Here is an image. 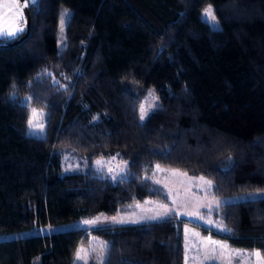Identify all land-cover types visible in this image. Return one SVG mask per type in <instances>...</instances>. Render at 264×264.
<instances>
[{"label": "trees", "instance_id": "obj_1", "mask_svg": "<svg viewBox=\"0 0 264 264\" xmlns=\"http://www.w3.org/2000/svg\"><path fill=\"white\" fill-rule=\"evenodd\" d=\"M206 4L216 29L200 17ZM22 10L27 32L0 35V233L126 219L160 195L156 165L204 175L216 195L264 188V0H35ZM13 78L27 81V102L9 98ZM149 92L158 104L141 121ZM30 106L44 109L43 136L25 131ZM63 155L80 168L62 172ZM101 157L125 162L116 179L88 167ZM210 214L217 226L169 214L0 238V264H74L88 237L101 251L87 264H182L184 222L264 255V195Z\"/></svg>", "mask_w": 264, "mask_h": 264}, {"label": "rangeland", "instance_id": "obj_2", "mask_svg": "<svg viewBox=\"0 0 264 264\" xmlns=\"http://www.w3.org/2000/svg\"><path fill=\"white\" fill-rule=\"evenodd\" d=\"M29 3L35 2V0H26ZM19 6L17 7L16 3H13V0H0V35L7 38H13L17 36L5 35L9 31H15L16 27L25 28V19L24 13L21 7V3L18 0ZM211 6L210 4L204 5L200 11V17L205 19L204 10ZM11 7L12 11H9ZM67 13V15H65ZM70 9L62 8L58 17V30H57V40L56 46L59 51L65 43V33L64 27ZM64 18L65 23L61 25V19ZM215 21L218 24L219 22L215 17ZM210 27L211 21L207 22ZM217 27V28H218ZM213 28V27H212ZM153 92V90L150 88ZM149 92L144 98H142L139 105V119H140V107L144 105L148 111L155 105L153 100H156L158 104L157 97ZM9 98L12 100H19L21 102H27L29 98V90L27 88L26 82H18L15 78L12 79L10 84ZM151 106V107H149ZM33 109L36 110L37 115L34 118V123L38 125H43V128H30L28 121L33 117ZM25 131L28 134L35 136H43L45 134V122H44V109L41 107L30 106L28 109V116L25 124ZM113 157H101L93 159L88 167L100 171V173H107L110 176L120 175L123 171L125 165L124 161H119L117 159H112ZM102 160L100 165H97L96 161ZM60 168L62 172H68L77 170L80 168L77 160L73 156L63 155L60 160ZM85 168V166H83ZM111 169V171H109ZM173 170H178L176 168L164 167L157 171V176L153 178L156 184L159 185L158 188L161 189L160 195L153 199H145L139 203H136L135 210L131 211L136 217L139 215H144L148 217L156 216L157 213L164 215V209L160 207L161 204H166L170 210L169 214L177 215L180 218L187 222L193 221L198 222L208 226H217L216 220L213 218V215L210 214L212 211H215L216 214H219V207L224 202L251 198L256 196L264 195V188L253 189L249 191L216 195L211 193V186H208L204 183V180H210L204 175H193L188 174L179 170L178 173H174ZM186 173L187 175H183ZM203 177L204 180L199 179ZM159 181V183H157ZM211 181V180H210ZM217 202L219 206L217 207ZM139 205V206H137ZM211 205V209L208 207ZM199 213V216L195 213ZM167 214V215H169ZM112 217H116L117 220L124 219L125 215L121 214H104L99 213L94 216L83 217L80 219H75L71 221H65L61 223H56L53 225L47 226H33L26 229L15 230L10 232L0 233V238H9L15 236H23L34 233H41L42 231L58 230L68 227H83L88 224H85L84 221L96 220L99 218L94 225L103 223H110L113 220ZM200 217H203L202 219ZM208 221H212L209 223ZM187 222L182 223L181 225V235H182V264H237V261H240L241 264H264V255H262L257 249H247L235 246L230 244L226 239L217 237L213 235L211 238L207 239L198 233V229L194 228ZM188 230L187 232L185 230ZM215 241L216 244H209L208 241ZM221 245L223 249H221ZM80 248L85 249L84 260L87 262L93 256L92 252L99 254L101 251V243L95 242L93 239L84 240ZM215 248L216 252H211V249ZM89 252V253H88ZM260 253V257L254 255V253ZM215 256V261L206 260L205 256ZM96 261V260H95ZM80 264H84V261H79ZM100 264V262H99Z\"/></svg>", "mask_w": 264, "mask_h": 264}, {"label": "snow or ice", "instance_id": "obj_3", "mask_svg": "<svg viewBox=\"0 0 264 264\" xmlns=\"http://www.w3.org/2000/svg\"><path fill=\"white\" fill-rule=\"evenodd\" d=\"M13 3H16L17 4V7L19 6L18 0H13ZM25 6H27V5L25 4ZM9 11L10 12L12 11L11 7L9 8ZM204 14H205L206 22H208L209 19H210L211 26L214 29H216L218 27V24L215 21V16L213 14V10H212L211 6H209L208 8H206L204 10ZM65 15H67V13ZM64 23H65V21H64V18L62 17V19H61V25L63 26ZM22 31H23V28L17 26L16 29H15V31H9V32L4 33V34L5 35H9V36H15L16 34H18L19 32H22ZM149 107H151V106H149ZM147 112H148V109H146L144 105H141V107H140V119H141V121H143L145 119V116L147 115ZM36 115H37V112H36L35 109H33V117L30 118L29 121H28L29 127L30 128L38 127V128H41L42 129L43 128V125H38V124H35L34 123V118L36 117ZM112 159H115V157H113ZM96 163H97V165H100L102 163V160H97ZM156 169L157 170H160V165H156ZM109 171H111V169H109ZM173 172L174 173H178L179 170H173ZM183 175H187V174L186 173H183ZM113 179H116V177L114 176ZM199 179L204 180L203 177H199ZM157 183H159V181H157ZM204 183L206 185H208V186H211L212 185V181H210V180H204ZM137 206H139V205H137ZM218 206H219V202H217V207ZM160 207L162 209H164V215L169 214L170 210L168 209V206L166 204H161ZM208 207L211 209V205H209ZM195 215L199 216V213L197 212V213H195ZM158 218H161V214L160 213H157L156 216L151 217V219H158ZM200 218L202 219L203 217H200ZM98 219L99 218H96V220L84 221V223L85 224H88V225H94L97 222ZM111 219L114 222H119V223H124L125 222L123 219L117 221L116 217H112ZM132 222L134 223L135 221H132ZM208 222L209 223H212V221H208ZM222 230L227 231L226 228H224ZM185 231L187 232L188 230L186 229ZM208 243L209 244H216L215 241H211V240H209ZM221 249H223V246L222 245H221ZM211 252H216V249L215 248L211 249ZM84 253H85V249H83V248L77 249V251L75 253V261H84V264H87V261L84 260V255H83ZM254 255L257 256V257H260V253L259 252L254 253ZM205 259L206 260H212L214 262L215 261V256H209L208 254H206ZM75 261H74V264H75ZM99 262H100V264H104V258L103 257H100L99 258ZM186 264H187V257H186ZM237 264H241V262L240 261H237Z\"/></svg>", "mask_w": 264, "mask_h": 264}, {"label": "crops", "instance_id": "obj_4", "mask_svg": "<svg viewBox=\"0 0 264 264\" xmlns=\"http://www.w3.org/2000/svg\"><path fill=\"white\" fill-rule=\"evenodd\" d=\"M162 216V215H161ZM127 217L128 218H126V219H123L125 222H132V221H140V220H144V219H151V217H148V216H144V215H139V216H135V215H133L132 213H130V214H128L127 215ZM117 221H119V220H117ZM103 224H105V223H103ZM107 224H120L119 222H114V221H112V222H110V223H107ZM83 227H86V228H88V227H91V226H88V225H86V226H83ZM194 228H197L198 229V233H202L200 230H199V228L198 227H196V226H193ZM202 235L204 236V237H206L207 239H209V238H211L213 235L212 234H209V233H202Z\"/></svg>", "mask_w": 264, "mask_h": 264}, {"label": "water", "instance_id": "obj_5", "mask_svg": "<svg viewBox=\"0 0 264 264\" xmlns=\"http://www.w3.org/2000/svg\"><path fill=\"white\" fill-rule=\"evenodd\" d=\"M19 1L21 3L22 9H25L26 8L25 4L27 5V1L26 0H19ZM24 18H25V28H24V32L22 35H24L28 30V16H27V14H25Z\"/></svg>", "mask_w": 264, "mask_h": 264}]
</instances>
